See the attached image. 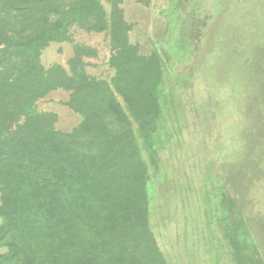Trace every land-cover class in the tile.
Returning a JSON list of instances; mask_svg holds the SVG:
<instances>
[{"label": "trees", "instance_id": "16d2710c", "mask_svg": "<svg viewBox=\"0 0 264 264\" xmlns=\"http://www.w3.org/2000/svg\"><path fill=\"white\" fill-rule=\"evenodd\" d=\"M126 1L0 0V264H171L151 228V173L168 85L209 58L238 109L229 170L204 183L210 261L264 264V0H167L149 53L130 39ZM74 30L106 34L109 80L87 72L98 50ZM64 43L68 68L46 66ZM55 91L80 119L70 131L39 109Z\"/></svg>", "mask_w": 264, "mask_h": 264}, {"label": "rangeland", "instance_id": "374dc122", "mask_svg": "<svg viewBox=\"0 0 264 264\" xmlns=\"http://www.w3.org/2000/svg\"><path fill=\"white\" fill-rule=\"evenodd\" d=\"M166 2L154 0L145 7L129 0L123 5L127 20L134 25L130 39L144 53L152 49L151 37L161 32V11ZM73 34L76 43L98 50V57L86 58L87 72L109 80L113 71L108 64L111 52L106 34L79 30ZM72 55V44H53L44 52L43 62L68 68ZM209 59L187 86L177 89L168 85L170 107L162 134L165 144L159 153V168L151 173V228L171 264H211L204 183L210 169L219 173L229 170L224 165L233 156L238 137L237 105L222 84L227 77L220 61ZM68 98L67 92L55 91L38 105L40 110L57 114V128L63 131L72 130L80 121L62 105ZM4 252L0 249V254Z\"/></svg>", "mask_w": 264, "mask_h": 264}]
</instances>
